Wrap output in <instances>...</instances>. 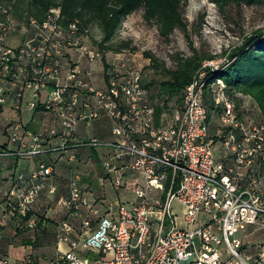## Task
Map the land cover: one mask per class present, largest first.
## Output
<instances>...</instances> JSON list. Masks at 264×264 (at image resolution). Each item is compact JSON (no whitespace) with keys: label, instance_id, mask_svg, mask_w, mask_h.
I'll return each instance as SVG.
<instances>
[{"label":"built area","instance_id":"built-area-1","mask_svg":"<svg viewBox=\"0 0 264 264\" xmlns=\"http://www.w3.org/2000/svg\"><path fill=\"white\" fill-rule=\"evenodd\" d=\"M91 33L79 20L66 23L61 5L22 23L0 0V165L7 157L41 153L58 138L57 150L64 154L79 146L108 148L103 165L117 189L125 186L127 172L141 180L135 201L108 200L104 214L92 209L96 220L83 219L82 241L73 239L71 224L61 223L58 240L69 248L59 249L48 264H264V241L245 238L249 228L264 230V120L244 118L224 82L209 81L206 67H213V60L195 74L182 101L157 116L143 69L129 48L102 49V40L92 43ZM14 37L18 44L7 45ZM214 86L215 109L220 108L216 129L205 103ZM39 111L53 114L57 124L32 130L24 115ZM103 114L113 121L115 139L81 141L79 123ZM217 142L232 160L216 157ZM68 161H77L75 151ZM53 172L54 165L43 161L3 191L4 211L18 229L36 227L30 211ZM82 181L83 173L73 169L63 201L79 217L83 205L92 208ZM175 202L184 207V225ZM201 213L208 218L197 227ZM35 259L3 255L0 264H35Z\"/></svg>","mask_w":264,"mask_h":264},{"label":"rangeland","instance_id":"rangeland-1","mask_svg":"<svg viewBox=\"0 0 264 264\" xmlns=\"http://www.w3.org/2000/svg\"><path fill=\"white\" fill-rule=\"evenodd\" d=\"M13 3L8 4L12 14L13 10H15ZM21 5L24 6L26 4L24 3ZM182 13L187 24V32H185L182 27H178L169 38L163 37L155 23H150L145 20V8H141L135 13L131 14L125 20L115 39L112 40V42L115 44H120L123 40L129 42V50L134 55L136 64L143 69L146 82L163 79L161 73H158L149 67L151 64V59L145 55L147 51L155 54L156 57L161 61H167V65L172 67L175 65L173 57L178 55L186 56L192 54L193 50L191 49L190 44L192 43L194 47L200 49L204 53L215 54L216 58L213 60V67L220 68L221 66L223 67L227 64L228 53L230 50L240 45L246 36L252 34L258 29L264 28V4H230L223 9L219 8V6L209 0H185L182 4ZM16 19L22 23H26L27 21L26 19ZM90 25L92 29L90 40L92 43H95L96 40L98 41L99 39L102 40L103 33L99 25L95 22L90 23ZM21 32L22 31L20 30L16 34L21 37ZM18 41L19 38L14 37L9 38L6 43L7 45L15 46L18 44ZM151 91H153L152 88ZM215 94L218 95L217 86H214L207 91L205 96V103L207 105L213 101ZM208 101L209 103H207ZM216 108L217 109H212L211 127L214 129H216V127L220 124V112L218 110L219 107ZM238 110L246 119H252L254 121L262 120L259 114L260 111L256 109L253 101L249 97H242L238 105ZM40 114L44 113L42 112ZM103 117L108 119L105 120L106 123L110 121L108 116H102L101 118ZM89 131L90 134L93 135V126L90 127ZM98 139L100 142H102L101 138ZM83 167L81 168L87 173L91 169V167L86 164ZM106 175L107 172L103 169L102 175L99 177V179H101L99 181L100 183H102V179ZM100 183L95 181L89 185L88 181L85 183V185L83 184L84 197L86 196L88 204L92 205V208H89L86 205L82 206L81 212L83 213V217H77V219L69 220L70 216L65 215V221L68 220L75 229V232L73 233V239L76 241L83 240V219L86 216H89L95 221L96 217L91 212L92 209L100 208L105 210L106 201L119 193L118 189H116L111 182V184L109 183L110 185H108V188L105 183L103 187L100 185ZM99 188H102L103 190L101 193L99 192ZM131 191L132 190H130V192ZM118 195L124 201H127V203L136 200L135 192L128 194L127 192H122L121 190ZM62 196H64L63 199L65 200L68 194L66 195L62 193ZM106 196H108L107 199ZM64 200H62V203ZM52 207L53 204L46 203L42 210V216H45ZM174 207L178 213H184V207H182L179 202H175ZM0 208L2 211L3 207ZM83 210L85 212H83ZM2 213H4V211H2ZM206 217L207 215L205 213L200 214L199 224L197 227L206 223L208 218ZM15 220V218H12V220L9 222H4L2 220L4 223H0V248L3 247L5 249L6 245L9 247L5 250H2L3 252H0V254L10 251L14 259L23 261L24 258L29 255L27 250H31V246L23 245H29L31 242L30 245H33L34 247H40V245L45 242V239H43L41 236H38L40 232H29L32 228L18 229L17 222ZM46 226L47 223L44 224L43 227ZM245 238L246 241H252L253 243L262 242L264 241V230L249 228V231L246 232ZM55 241L59 242L58 239H55ZM197 244L198 246H201L200 237L197 238ZM61 247H63V245ZM55 249L56 247H52V245H45L43 246V249L39 248L37 252L32 249L33 251L31 250V255L34 257V259L36 258L37 260H41L40 264H48L50 259L54 256ZM79 252L82 256H85L83 252ZM88 256L91 258L95 257L93 253H90V255L88 254ZM35 264H37V261Z\"/></svg>","mask_w":264,"mask_h":264},{"label":"trees","instance_id":"trees-1","mask_svg":"<svg viewBox=\"0 0 264 264\" xmlns=\"http://www.w3.org/2000/svg\"><path fill=\"white\" fill-rule=\"evenodd\" d=\"M7 4H14V16L21 20H29L35 16L43 18L46 12L55 5H61L65 22L79 20L82 25L91 26L95 22L103 33L102 49L122 50L129 48V42L123 40L120 44L111 43L118 34L125 20L141 8H145V20L155 23L160 34L169 38L176 28L182 27L188 31L182 13L185 0H1ZM219 8L230 4L255 5L264 4V0H209ZM26 4L22 6L21 4ZM26 21V23H27ZM25 22V21H24ZM189 38V34H188ZM191 44L192 54L175 56V65L170 67L167 61H161L150 51L145 55L151 59L150 68L161 73L162 80L146 82L150 88L151 99L156 105L157 116H161L174 105L180 103L184 90L195 74L203 67L205 61L216 58L215 54L202 52ZM210 82L221 79L226 86L227 95L237 104L242 97H250L258 106L262 120H264V28L246 36L243 42L228 53L225 66L215 68L206 67ZM151 88L153 91H151ZM209 103V101L207 102ZM215 109V100L208 104ZM31 243V242H30ZM3 256L0 254V257Z\"/></svg>","mask_w":264,"mask_h":264},{"label":"crops","instance_id":"crops-1","mask_svg":"<svg viewBox=\"0 0 264 264\" xmlns=\"http://www.w3.org/2000/svg\"><path fill=\"white\" fill-rule=\"evenodd\" d=\"M253 103L256 109L259 110L254 101ZM40 113L42 112L40 111L36 113L27 112L24 115V120L26 122L31 121L29 127L32 130L39 131L42 130L44 127H51L57 124L56 123L57 119L53 114L44 113V112H43L44 114H40ZM102 116H106V115L103 114ZM100 118L94 119L89 122L81 121L79 123L77 128V136L81 141H89L91 139H96L99 141L98 138H101L103 143L115 139V136L112 132V127H113L112 119L110 118V121L106 123L105 120H108L107 118L105 117L101 119ZM260 118H262L261 114H260ZM92 126H93V132L95 133V134L93 133V135H91L89 131L90 127ZM59 144L60 143L58 138H52L50 142L44 146V150L41 153L35 155L22 156V157L19 156L7 157L3 159L0 165V207H3L2 211H4V206L6 204L5 198L3 196V191L10 189L13 185L17 184L18 174L29 173L32 169L37 167L43 161L54 165L53 175L45 181L46 187L41 191V194L37 197V200L32 205V209L30 211V215L35 216V218L37 219V224L36 227L30 229L29 232H33V233L40 232L38 236H41L43 239H45L44 240L45 242H43V244L41 245L39 244L40 247H34L33 245H30V243L29 245H23V246H31V250L34 249V251L36 252L39 248L43 249V246L45 245H52V247H56L54 255L57 253L59 249L66 250L69 248L68 246L69 244L59 243L58 241H55V239H58L57 237H58L59 225L63 222L69 223L68 220L65 221V215L70 216L69 220L77 219V217H79L78 215L72 213L71 210L68 209L66 206H64V204L62 203V200H64L63 199L64 196H62V193L69 195V178L71 175V171L73 169H78L83 173L82 185L83 184L85 185V183H87L88 181H89V185L90 183L95 181L97 183H100L99 181L101 179H99V177H101L103 169L105 170L103 163L110 151L108 148L104 146H98V147L79 146L76 148L69 149L68 152L64 154L63 152L57 150ZM74 151L77 153V161L73 163H69L68 157ZM216 157L219 160H227L228 158H229L228 160H232L233 154L229 150L224 148L222 142H217ZM85 164L91 167L88 173L84 172L83 169L81 168L85 166ZM125 179H126V184L122 189L118 188L119 193L122 190V192H127L128 194H131V192L132 193L134 192L136 184L139 181L141 182L140 177L132 172H127ZM110 182L112 183L111 178L107 173V175L102 179V183H100V185L103 187L105 183V185L108 188V185L111 184ZM54 186L56 187L57 191L56 193H51L50 189ZM99 189H100L99 192L101 193L103 190L102 188ZM130 190L132 191L130 192ZM118 194L112 198H109V200H116V201L123 200ZM107 198L108 196H106V199ZM46 203L53 204V207L51 208V210H49V212L45 216H42L43 215L42 210L43 207L46 205ZM98 209L100 213L103 214L106 213V211L108 210V200L105 203V210L100 208ZM2 211L0 208V223L2 222V220L4 222L11 221L12 217L8 216V214L5 211L4 213H2ZM83 212L85 211L83 210ZM80 213H81V217H83V213L81 211ZM183 214L179 213L178 216V222L180 225H184ZM46 223L47 226L43 227L44 224ZM72 232L73 233L75 232L74 227ZM62 245L63 247H61ZM5 247H6L5 249L9 248L7 245ZM5 249L1 247L0 252H3L2 250ZM31 250H27L29 255L32 254L33 250L32 251ZM4 254L11 255V252L7 251L2 253L1 255ZM36 261L37 264H40L41 260L36 259Z\"/></svg>","mask_w":264,"mask_h":264}]
</instances>
